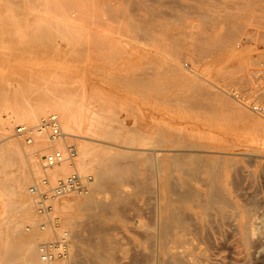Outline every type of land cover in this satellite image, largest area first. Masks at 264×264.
<instances>
[{
    "label": "rangeland",
    "instance_id": "obj_1",
    "mask_svg": "<svg viewBox=\"0 0 264 264\" xmlns=\"http://www.w3.org/2000/svg\"><path fill=\"white\" fill-rule=\"evenodd\" d=\"M263 59L264 0H0V116L31 129L19 138L29 156L36 127L51 116L62 127L66 112L75 150L65 170L45 172L43 157L40 172L31 157L27 167L0 159V264H27L29 246L55 237L28 231L43 220L24 212L25 174L29 189L74 173L90 191L55 206L70 264H264V127H255L264 120L252 111L264 105ZM184 189L197 196L181 198ZM208 193L221 200L208 203ZM166 197L185 235L172 254L161 246Z\"/></svg>",
    "mask_w": 264,
    "mask_h": 264
},
{
    "label": "bare ground",
    "instance_id": "obj_2",
    "mask_svg": "<svg viewBox=\"0 0 264 264\" xmlns=\"http://www.w3.org/2000/svg\"><path fill=\"white\" fill-rule=\"evenodd\" d=\"M154 2V1H153ZM258 1H256V3H257ZM260 2V1H259ZM163 3V2H162ZM230 3V2H229ZM255 3V2H254ZM179 5V4H178ZM240 5V4H239ZM246 5V7L247 8H245V9H248L249 7H248V5L247 4H245ZM250 5H251V3H250ZM175 7V6H174ZM255 7V6H254ZM223 8V7H222ZM231 8V7H230ZM240 8H241V5H240ZM244 8V7H243ZM234 14V13H233ZM231 15V14H230ZM229 15V16H230ZM235 18V17H234ZM233 18V19H234ZM237 18V17H236ZM237 25V24H236ZM243 25V24H242ZM232 27H234V26H232ZM242 27V26H241ZM227 28V27H226ZM240 28V27H239ZM227 29H230L231 30V28L230 27H228ZM229 30V31H230ZM234 30V29H233ZM238 30V29H237ZM226 31V30H225ZM235 31H236V27H235V30H234V34H236L235 33ZM231 32V31H230ZM229 32L227 31V34L224 32V33H222V35L223 34H225V35H227L226 36V39H230V40H228V42L226 41V39H225V41L228 43V44H230L231 43V40H232V38L233 37H229L228 38V34ZM207 34V33H206ZM233 36H234V34L233 33H231ZM230 34V35H231ZM239 33H237V35H238ZM222 35L220 36L221 38H222ZM224 35V36H225ZM231 35V36H232ZM199 37V36H198ZM235 37V36H234ZM199 38H201V36L199 37ZM205 38V40H206V37H204ZM220 38V39H221ZM225 38V37H224ZM198 39V38H197ZM196 39V41H198ZM235 39V38H234ZM233 39V41L235 42V40ZM195 40V39H194ZM200 40V39H199ZM203 39H201L200 40V42L202 41ZM208 40V39H207ZM214 40V39H213ZM218 40V39H217ZM221 41L223 42L224 41V39L222 38L221 39ZM221 41H218L219 43L221 42ZM207 42V41H206ZM215 41H212V43L214 44V48L216 47V45H217V41L214 43ZM221 42V43H222ZM225 42V43H226ZM218 44L219 46L218 47H220V48H222V45L224 44V43H222V44ZM227 43L226 44H224V46H228L227 45ZM203 44V43H202ZM205 45H206V43H204ZM234 44V43H233ZM232 44V45H233ZM97 45H99V44H97ZM208 46H201V47H206V51H207V48H209L208 50L209 51H212L213 50V48H210V46H209V44H207ZM196 46H198V47H200L199 45H196ZM223 46V47H224ZM231 46V44L228 46V47H230ZM99 47V46H98ZM197 47V48H198ZM211 47H213V46H211ZM218 47L216 48V49H218ZM204 48H201L200 49V51H202V52H204V54H205V50L203 51L202 49H204ZM225 48V47H224ZM230 49V48H229ZM199 50V49H198ZM215 50V49H214ZM213 50V51H214ZM208 51V53L210 54V52ZM217 51V50H216ZM235 51V50H234ZM238 52V51H237ZM249 52V51H248ZM219 53V52H218ZM235 53V52H234ZM237 54V53H236ZM211 55H212V53H211ZM210 55V56H211ZM234 55V54H233ZM238 55V54H237ZM236 55V56H237ZM235 56V55H234ZM228 57V56H227ZM229 57H230V55H229ZM234 58H236V57H234ZM264 60V59H263ZM219 61V60H218ZM217 61V62H218ZM258 63V62H257ZM150 72V71H149ZM148 73V72H147ZM155 75H156V73H154ZM150 75V74H149ZM152 75H153V73H152ZM131 80V79H130ZM129 81V80H128ZM147 81V80H146ZM135 82V81H134ZM145 82V81H144ZM154 84V83H153ZM147 85V84H146ZM148 86V85H147ZM194 87H196L195 85H194ZM197 88H199L198 86H197ZM197 88H193V89H196L197 90ZM200 89V88H199ZM198 89V90H199ZM202 89V88H201ZM197 90V91H198ZM200 93V92H199ZM214 93V92H213ZM197 94V93H196ZM203 94V93H202ZM206 94V93H205ZM215 94V93H214ZM195 95V94H194ZM210 95H212L213 96V94H210ZM200 96V95H199ZM199 96H197V98L199 97ZM204 96V94L201 96V97H203ZM218 96H220L221 97V95H218ZM217 96V97H218ZM194 97V96H193ZM192 97V98H193ZM196 97V96H195ZM223 98V97H222ZM190 99V98H189ZM224 100V104H225V106H227V107H229L230 106V103H232V102H228V101H225L226 99H225V97L223 98ZM192 100H194V98L193 99H191L190 101H192ZM198 100V99H197ZM212 100V99H211ZM216 100H219V99H216ZM228 100V99H227ZM199 101H200V99H199ZM26 102V101H25ZM198 102V101H197ZM28 103V102H27ZM233 104V103H232ZM194 105H197L196 103L194 104ZM234 105V104H233ZM37 107V106H36ZM1 108V107H0ZM38 108V107H37ZM208 108V107H207ZM210 108V107H209ZM226 108V107H225ZM236 108V107H235ZM36 109V108H35ZM229 109H232L231 107L229 108ZM233 109H234V107H233ZM240 109V107L238 108V110ZM42 110V109H41ZM226 110V109H225ZM224 110V111H225ZM234 110H236V109H234ZM242 109H240L239 111H237L238 112V115H239V117H242V118H244V117H246L247 115L244 113V111H241ZM229 111V110H228ZM232 112V111H231ZM228 114V113H227ZM33 115V114H32ZM61 115V114H60ZM70 117V116H69ZM68 117V115H67V113L66 112H64L63 113V120H64V124L62 125V127H61V125H60V127H61V130H62V136H61V138H59L58 140H56V141H52V139H51V135H50V131L48 130V129H41V130H38V131H36L37 133H39L38 135H40L39 136V138H38V144H37V151H36V154L34 155L33 153H29V156L27 155V154H25V152L23 151V148H22V145H21V142H20V140H19V138L21 139V136L18 134L19 132H23L24 130H26V127H18L17 129L15 128V125H14V122L13 121H11V120H9V119H3L1 116H0V139H1V142H3L4 144V148L3 149H0V159L1 158H4L5 156H7V160H8V157H12V158H16L17 159V161H19V165L20 166H22V167H27V165H28V163L30 162V161H28V159H29V157H31V162L34 164V166H35V168L37 169V171H39L40 172V162H41V157H44L43 155L44 154H48V153H50L52 150H59V151H61V152H63V154L65 155V156H67V151H68V148L69 147H67V141H66V137H65V135H69L68 134V129H69V121H70V118ZM230 117V116H229ZM238 117V118H239ZM9 118V117H8ZM51 119H61L60 117H58V116H51L50 117ZM251 120V119H250ZM252 121V120H251ZM29 122V121H28ZM30 123V122H29ZM254 124V123H253ZM255 127L257 126V127H264V126H262V124L260 123V121L258 122V121H256L255 120ZM259 128H256V130L257 129H259ZM261 129V128H260ZM264 131V130H263ZM14 132H16V134L14 133ZM36 138V137H35ZM85 140H87V138L85 139ZM27 141V140H26ZM26 143H30V142H26ZM1 147V146H0ZM35 149V148H34ZM163 149V148H162ZM25 150V149H24ZM80 151V150H79ZM167 151V150H166ZM175 151V150H174ZM177 151V150H176ZM179 151V150H178ZM165 152V151H164ZM170 152V151H169ZM180 152H182V151H180ZM161 153V152H160ZM163 153V152H162ZM167 153V152H166ZM154 154V153H153ZM152 154V155H153ZM171 154V153H170ZM88 155H89V153H88ZM168 155V154H167ZM90 156V155H89ZM80 157V156H79ZM78 157V158H79ZM195 158V157H194ZM71 159H73V158H71ZM85 159H86V157H85ZM196 159V160H195ZM194 160L195 161H198V160H200V159H198V157L196 156V158H195ZM198 159V160H197ZM2 160V159H1ZM154 160V159H153ZM215 160V159H214ZM67 161H69V160H67ZM67 161H65V162H63V163H61L60 165H57V166H55V168L56 167H60V168H64L63 170H65V169H68V163L69 162H67ZM82 161V160H81ZM30 162V163H31ZM177 162V161H176ZM180 162V161H179ZM189 162H192V161H189ZM201 162V161H200ZM1 163H2V161H1ZM1 163H0V165H1ZM9 164H10V162H9ZM81 164V163H80ZM220 164V163H219ZM32 165V164H31ZM173 165H175L176 166V164H173ZM181 165V164H180ZM185 165V164H184ZM212 165V164H211ZM2 166V165H1ZM8 165H7V161H6V167H7ZM14 167H15V164L13 165ZM13 166H12V164H11V167L13 168ZM29 166V165H28ZM70 166H72V165H70ZM69 166V167H70ZM80 166V165H79ZM82 166H84V165H81L79 168H81ZM174 166V167H175ZM193 166V165H192ZM198 166V165H197ZM221 166V165H220ZM201 167V166H200ZM199 167V168H200ZM5 168V167H4ZM54 168V167H53ZM53 168H50V169H53ZM177 168L179 169V167H177L176 166V170H177ZM222 168V167H221ZM1 169H2V167H1ZM34 169V168H33ZM44 169V168H43ZM159 169V168H158ZM35 170V169H34ZM49 170V169H48ZM48 170H45L44 169V171L46 172V171H48ZM208 170V169H207ZM51 171V170H50ZM84 171H86V170H84ZM184 171V170H183ZM33 172V171H32ZM184 172H188L187 173V175L189 174V169H188V171H184ZM216 173V172H215ZM54 174V173H53ZM66 174V173H65ZM186 174V173H185ZM198 174H200V173H198ZM26 175V176H25ZM24 176H25V179H24V184H23V186L21 185V183H22V180H21V183H18L17 184V192L19 193V195H21V197H22V195H23V199L25 200V206H24V212L26 213V215H37V213H36V211H35V208H34V205H33V202H32V200H30L29 198H28V195H27V193L29 192L30 193V188L28 189V187L26 186V185H28L29 184V178H28V174H25ZM67 175V174H66ZM65 175V176H66ZM186 175V177H188ZM201 175V174H200ZM104 176V175H103ZM185 176V175H184ZM190 176H191V173H190ZM193 176V175H192ZM57 177H59V176H57ZM61 177H62V175H61ZM185 177V178H186ZM194 177V176H193ZM193 177L191 178V179H193ZM54 178H56V177H54ZM106 178V177H105ZM104 178V179H105ZM216 178V177H215ZM188 179H190V177H188ZM190 179V180H191ZM194 179H195V177H194ZM193 179V180H194ZM196 179H197V177H196ZM204 180V179H203ZM209 180V179H208ZM194 181H196V180H194ZM200 181H201V179H200ZM211 181V180H210ZM28 182V183H27ZM191 182V181H190ZM204 182V181H203ZM202 182V183H203ZM197 183V182H196ZM26 184V185H25ZM176 184V183H175ZM199 184V183H198ZM215 184V183H214ZM210 185H211V183H210ZM19 186H20V188H19ZM22 186V187H21ZM198 186V185H197ZM201 186H202V184H201ZM205 185H203V187H204ZM185 187H187V185L185 186ZM19 188V189H18ZM177 188V187H176ZM206 188H208L209 189V186H207ZM172 189V188H171ZM170 189V190H171ZM185 190V189H184ZM213 190H215V187H214V189ZM212 190V191H213ZM171 191H174V189H172ZM175 191H177V189L175 190ZM215 192V191H214ZM172 193H174V192H172ZM198 193V192H197ZM196 192H195V196H197L196 194H197ZM212 194V193H211ZM215 194V193H214ZM214 194H212V195H210L209 193H208V203H210V204H213V205H215L216 203H217V201H220L221 200V198L219 199V197H218V194L215 196ZM178 195V194H177ZM177 195H175V196H177ZM179 195L181 196V193L179 192ZM180 196H177V197H179V199H180ZM195 197L194 196V191L193 190H190V189H187V190H185L183 193H182V196H181V198H183V199H185V200H187V198H189V197ZM199 196V195H198ZM202 197V196H201ZM201 197H199V198H201ZM216 197H218L217 199H216ZM167 198V197H166ZM168 199V198H167ZM200 200H202V199H200ZM195 202V201H194ZM202 202V201H201ZM200 202V203H201ZM199 203V205L203 208V203L202 204H200ZM221 203V202H220ZM158 204V203H157ZM198 204V203H197ZM196 204V205H197ZM219 204V203H218ZM227 205V204H226ZM211 206V205H210ZM209 206V207H210ZM65 207H67V206H65ZM195 207V206H194ZM205 207H208V205L207 206H205ZM204 207V208H205ZM174 208V207H173ZM196 208V207H195ZM57 209V208H56ZM64 209V208H63ZM174 211L175 210H173V213H174ZM173 213L171 212V209H170V203H169V199H168V203L166 204V206L164 207V223H163V227H160V228H162V241H163V244L161 245V246H164V248L167 250V251H169L168 253L170 254L171 252L170 251H173L174 249H176L175 247H176V245L178 244V242H179V240L180 239H183L184 237H185V235L182 237V235H181V231H182V229H181V231H180V229H179V227L178 226H176V225H173V224H171L170 222H172V220H171V218L173 217ZM178 213V212H177ZM176 214V213H175ZM174 214V216H175V220L176 221H179V224L178 225H180V222L182 221V219H181V221H180V219H179V217L180 216H178L177 214L175 215ZM213 214V213H212ZM182 215V214H181ZM186 215H189V214H186ZM186 215H184V216H186ZM203 215V214H202ZM201 215V216H202ZM206 215H208L207 213H206ZM196 216V215H195ZM186 217H188V216H186ZM209 217H211V215L209 216ZM183 218V217H182ZM190 218H192V217H190ZM189 217H188V219L189 220H187V219H185V218H183V220L185 219V220H187V221H190V220H192V219H190ZM204 218V217H203ZM173 219V218H172ZM195 221V220H194ZM212 221V220H211ZM186 222V221H185ZM203 222V221H202ZM213 222V221H212ZM187 223V222H186ZM191 224H193V222L191 223ZM203 224H204V222H203ZM194 225V224H193ZM96 225H94V227H95ZM98 226V225H97ZM96 226V227H97ZM157 226H158V224H157ZM201 226V225H200ZM204 226V225H203ZM204 227H206V226H204ZM245 227V232H246V234L249 236V234L250 233H252V232H255L254 231V229L253 228H251L249 225H245L244 226ZM99 228V227H98ZM192 228V227H191ZM256 228V227H255ZM97 229V228H96ZM100 229V228H99ZM150 229V228H149ZM257 230H258V227L256 228ZM151 230V229H150ZM152 230H154V229H152ZM194 230H196V229H194V228H192V231L194 232ZM101 231V230H100ZM97 232V233H100L101 234V232ZM191 231V232H192ZM200 231V230H199ZM199 231L197 232V233H199ZM93 232V231H92ZM183 232H186V229H185V231H183ZM204 232V231H203ZM92 234V233H91ZM102 234H103V229H102ZM156 234V233H155ZM158 234V233H157ZM99 235V234H98ZM146 235V234H145ZM149 235V234H148ZM188 235H190V234H188ZM187 235V236H188ZM198 235V234H197ZM92 236V235H91ZM100 236V235H99ZM198 236H200V235H198ZM195 237V236H194ZM161 238V237H160ZM187 238V237H186ZM100 239H101V237H100ZM149 239V238H148ZM196 239V238H195ZM91 240V239H90ZM93 240H95V239H92V242H93ZM102 240V239H101ZM100 240V241H101ZM145 240V239H144ZM156 240H158V239H156ZM205 240V239H204ZM249 240V239H248ZM255 240V239H254ZM95 241H98V240H95ZM94 241V242H95ZM151 241V240H150ZM188 241V240H187ZM189 241L191 242L192 240H190L189 239ZM197 241H199V238L197 239ZM85 243H86V239H85V241H84ZM99 242V241H98ZM184 242V241H183ZM193 242V241H192ZM213 242V241H212ZM84 243V244H85ZM95 243H97V242H95ZM154 243V242H153ZM156 243V242H155ZM161 243V242H160ZM179 243H181V242H179ZM195 243V242H194ZM253 243V242H252ZM251 243V244H252ZM87 244V243H86ZM94 244V243H93ZM97 244H99V243H97ZM97 244H95V245H97ZM105 243H103V241H102V245H104ZM149 244V242H147V245ZM151 244H152V242H151ZM186 244V243H185ZM184 244V245H185ZM190 244V243H189ZM191 244H193V243H191ZM191 244H190V247H191ZM90 245H92V244H90ZM94 245V246H95ZM156 245V244H155ZM183 245V244H182ZM181 245V246H182ZM187 245V244H186ZM203 245V244H202ZM98 246V245H97ZM101 246V245H100ZM100 246L98 247V248H100ZM149 246H151V245H149ZM180 246V247H181ZM251 246V245H250ZM89 247V246H88ZM102 247H104V246H102ZM101 247V248H102ZM148 247V246H147ZM152 248L154 247V244L151 246ZM150 247V248H151ZM179 247V246H178ZM187 247V246H186ZM190 247L188 248L187 247V249L189 250L190 249ZM194 247V246H193ZM211 247H213V246H211ZM92 248H95V247H93V245H92ZM149 248V247H148ZM196 248V247H195ZM180 249V248H179ZM192 250H193V248H192ZM192 250H189V251H192ZM195 250V249H194ZM193 250V251H194ZM17 251V253H18V250H16ZM196 251V250H195ZM204 251V250H203ZM26 252V254H27V256H28V263L27 264H47L43 259H42V257L40 256V254H39V251L37 250V247L35 248V246H29L28 247V251L26 250L25 251ZM178 252V251H177ZM177 252H176V254H177ZM98 253H99V251H98ZM168 253H166L167 255H168V257H169V254ZM179 253H181V251L179 252ZM189 253V252H188ZM159 254V253H158ZM172 254V253H171ZM15 255V254H14ZM14 255H13V257H14ZM101 255V254H100ZM148 255H150V254H148ZM166 255V256H167ZM191 255V254H190ZM198 255V254H197ZM203 255V254H202ZM96 256V255H95ZM99 256V255H98ZM97 256V257H98ZM103 256V255H102ZM102 256H100V257H102ZM159 256V255H158ZM164 256V255H163ZM178 256H179V254H178ZM210 256V255H209ZM9 257V256H8ZM167 257V258H168ZM195 257V256H194ZM197 257V256H196ZM15 258V257H14ZM149 258V257H148ZM161 258V257H160ZM181 258V257H180ZM11 259V258H10ZM10 259H8V261H10ZM97 259V258H96ZM99 259V258H98ZM98 259H97V261H98ZM102 259V258H101ZM105 259V258H104ZM153 258H150V260L149 261H151ZM176 259V258H175ZM202 259H204V257L202 256ZM13 260V259H12ZM106 260L107 259H105V262H106ZM163 260V259H162ZM166 260V259H165ZM173 260V259H172ZM177 260V259H176ZM197 260V259H196ZM198 260H201V259H198ZM204 260H206V259H204ZM147 261H148V259H147ZM182 261V260H181ZM191 261V260H190ZM193 261V260H192ZM202 261V260H201ZM13 262V261H12ZM15 262V261H14ZM62 262V261H61ZM85 262H87L86 260H85ZM90 262V261H89ZM160 262V261H159ZM173 262V261H172ZM175 262V261H174ZM188 262V261H187ZM186 262V263H187ZM198 262V261H197ZM205 262V261H204ZM59 262H56V263H54V264H58ZM111 263H113V262H111ZM169 262H168V259H167V264H168ZM181 263V262H180ZM195 263H196V261H195ZM199 263V262H198ZM197 263V264H198ZM208 263V262H207ZM62 264H67L66 263V261L64 262H62ZM86 264V263H85ZM148 264V263H147ZM149 264H151V263H149ZM153 264V263H152ZM158 264H164L163 262H161V263H158ZM166 264V263H165ZM204 264V263H203ZM209 264V263H208Z\"/></svg>",
    "mask_w": 264,
    "mask_h": 264
},
{
    "label": "built area",
    "instance_id": "obj_3",
    "mask_svg": "<svg viewBox=\"0 0 264 264\" xmlns=\"http://www.w3.org/2000/svg\"><path fill=\"white\" fill-rule=\"evenodd\" d=\"M253 113L264 120V105L257 104L252 109ZM48 129L50 131L52 141H56L62 136V131L58 119H50L43 121L41 125L36 127L35 131ZM31 129H26L18 134L26 136ZM28 142H32L31 137H27ZM75 150L72 147L68 148L67 156L59 150H52L43 157V168L48 170L61 163L71 160L74 157ZM90 179H82L77 173L59 180L52 184L50 179L45 176L40 183H34L30 187V196L37 215L42 218L40 224L29 226L28 231L38 229L41 231H51L55 237L51 241L42 242L38 245V251L42 259L47 264L56 262H65L70 264L71 259V239L67 232L58 234L60 229V220L55 216V206L59 201L73 194H86L90 191Z\"/></svg>",
    "mask_w": 264,
    "mask_h": 264
}]
</instances>
